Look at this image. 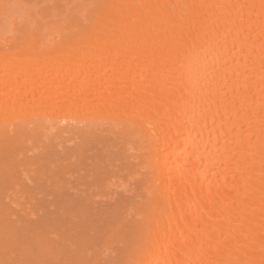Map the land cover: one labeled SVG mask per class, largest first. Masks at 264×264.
Listing matches in <instances>:
<instances>
[{"label": "bare ground", "instance_id": "obj_1", "mask_svg": "<svg viewBox=\"0 0 264 264\" xmlns=\"http://www.w3.org/2000/svg\"><path fill=\"white\" fill-rule=\"evenodd\" d=\"M10 1L0 0L19 5L0 6V193L9 204L33 206L29 182L45 176L89 207L121 199L90 235L79 226L80 244L94 245L87 258L75 254L76 264H264V0H45L39 16L36 4L24 11V2ZM98 4L110 7L100 12ZM241 16L243 52L223 23ZM89 19L90 34L129 47L69 48L66 37ZM38 169L35 179L29 171ZM14 237H2L0 249ZM55 247L38 263L58 264L65 253Z\"/></svg>", "mask_w": 264, "mask_h": 264}, {"label": "rangeland", "instance_id": "obj_2", "mask_svg": "<svg viewBox=\"0 0 264 264\" xmlns=\"http://www.w3.org/2000/svg\"><path fill=\"white\" fill-rule=\"evenodd\" d=\"M15 0H11L10 2L12 3V2H14ZM20 1V3H22V2H24V3H22V10L24 9V11H25V8H23V6L26 4L27 6H28V9H29V7H30V5L32 6L33 4H34V6H35V4H36V6H38V7H36L35 9L37 10V11H34L35 9H33V11L34 12H37V14L38 13H42L43 11H42V9H43V6L44 5H54V6H56V5H58V3L56 2L55 3V0H50V1H48V0H46V1H48L47 3L46 2H44L45 0H19ZM15 3H16V1H15ZM17 3H18V1H17ZM44 3H46V4H44ZM19 4V3H18ZM44 4V5H43ZM43 5V6H42ZM24 7H26V6H24ZM27 8V7H26ZM31 8V7H30ZM42 8V9H41ZM47 8V7H46ZM28 9H26V10H28ZM32 9V8H31ZM45 9V8H44ZM43 9V10H44ZM57 9V8H56ZM58 10V9H57ZM16 11V10H15ZM18 12H19V10H17ZM17 11H16V13H17ZM32 11V12H33ZM42 11V12H41ZM29 12H30V10H29ZM33 12V13H34ZM24 13V12H23ZM28 14V12H25V14ZM37 14L35 13L34 15L35 16H37ZM27 16V15H26ZM38 16H39V14H38ZM53 158H56V157H53ZM39 164V166L41 167V163H38ZM39 170L40 169H38L36 172H38V173H35V171L33 172V171H29V173H34L35 175L37 174V176H39V174L40 173H42V172H40L39 173ZM43 170V169H42ZM3 172V171H2ZM23 173H26L25 175H24V177L26 176H29V174H28V172H23ZM28 174V175H27ZM33 174V175H34ZM43 174V173H42ZM1 175H4V173H2L1 174V172H0V177H1ZM22 175V176H23ZM32 175V176H33ZM35 175H34V178H35ZM62 176H63V174H61ZM36 176V177H37ZM43 176H45V174L43 175ZM43 176H42V178H43ZM58 176H60V175H57V181H58ZM67 177H68V175H66ZM65 175H64V177L65 178H62V179H60L59 178V180H65L66 179V181H67V177H66ZM25 177V178H26ZM31 177V176H30ZM32 178V177H31ZM55 178V179H54ZM53 179L54 180H56V176L54 177ZM1 179V178H0ZM27 179H29L28 177H27ZM36 179V178H35ZM44 179V178H43ZM47 179L48 180H50L51 181V179H49L48 177H47ZM32 180H33V178L32 179H30L29 181H31L32 182ZM54 180H52L53 182H56V181H54ZM70 180V179H69ZM68 180V181H69ZM42 181H46V182H44V183H46L47 184V180H46V176H45V180H42L41 179V181H38V182H35V181H33L34 183H37V185L35 184L34 186H33V182L30 184V182H29V185L31 186V188H32V191H34L35 192V194H37L35 197V199H34V202L35 203H33V206H32V204L31 205H21V206H19L18 208H17V204L15 205L16 207H14L13 206V204L12 203H10L9 204V201H11V199L10 198H7V199H5L4 197H3V195H5V194H1L0 193V213L2 214L0 217V219H3V224H7L6 226H3L2 225V221L0 220V236H2L3 238H8V240L6 239V241H9V240H11L12 239V237L13 238H16V237H14V234L17 236V239H13L12 241H10V242H12L11 244H9L8 242V244L10 245H8L6 242H5V244H7L8 246V249L5 247V249H4V251H2L3 249L1 248L0 249V264H39V263H41L40 261H41V257L43 256L42 254H44L46 251L47 252H49L51 249H52V247L54 246H59L60 245V247H59V249H58V251H59V253L60 254H64L62 257L63 258H65V260L63 259V258H59V259H57L58 260V264H60V261L61 262H63L62 264H76L75 262H76V259L77 258H79V257H77L76 258V255H79L80 253L82 254V253H86L88 250H87V247H88V249L89 250H92L93 249V247H91L92 246V244L93 243H90L89 245L90 246H84V244H80V242L82 243V240L84 239V237L82 238L81 236H83V230L84 231H89L88 229H90V227H91V225H92V227L91 228H93L94 226H99V220L100 219H98V218H100L101 216H103L104 217V219H105V217H107L106 219H109V217L110 216H114L113 214H111L110 212L111 211H109L108 209L110 208V207H108V205L110 204V202L112 203V201L110 200V202L109 203H107V206H101V208H100V204L98 203V206L95 204V203H93L94 204V206H95V211H94V206L93 205H90V207L92 208V210L95 212V213H97V212H100V214H97L96 216L95 215H92V210H91V208L89 207V205L88 206H86V204H84V203H82V201L79 199V197H77L78 195H77V193H74V195L76 194V197L73 195V193H72V187H71V190L67 187H63V188H65L64 189V193L66 192V190H67V193L66 194H64L63 195V193H60V191L59 190H62V189H59L60 188V186L58 187V188H56L55 187V191H57L56 193H55V191H54V188L51 186V185H53V184H50V185H48V189L49 188H51V190H52V188H53V190L51 191L50 189L48 190V191H50V192H47L46 191V187H45V185L46 184H44ZM50 181H49V183H50ZM68 181H67V183H68ZM59 182V181H58ZM58 182H56L54 185L55 186H58L59 184H65L64 186H66V183L64 182V181H62V183H59L58 184ZM70 182V181H69ZM1 183V182H0ZM38 183L40 184V185H42L41 187H40V185H39V187H37L38 186ZM52 183V182H51ZM69 184V183H68ZM3 184H0V191H1V187H3L2 186ZM5 185V184H4ZM46 185V186H47ZM5 186H7V183H6V185ZM33 186V187H32ZM50 186V187H49ZM68 186V185H67ZM71 186V185H70ZM58 189V190H57ZM70 190V191H69ZM54 191V193H52ZM58 191H59V193L60 194H62L64 197H59V196H57V195H55V194H57L58 193ZM33 192V193H34ZM37 192V193H36ZM72 194H71V193ZM118 192H121V191H118ZM60 194H58V195H60ZM118 194V193H117ZM52 195H54V196H52ZM62 195H60V196H62ZM6 196V195H5ZM73 196V197H72ZM120 196V195H119ZM118 195H117V197H119ZM56 197V198H55ZM96 197H98V196H96ZM95 197V198H96ZM116 197V196H115ZM114 197V199L115 200H117V197L115 198ZM120 197H122V196H120ZM56 199V200H55ZM79 199V200H78ZM97 199H99V198H97ZM100 200L103 202L104 200H102V198H100ZM114 200V201H115ZM121 200V199H120ZM120 200H118V202L116 201L115 203H119L120 202ZM8 201V202H7ZM57 201V202H56ZM81 201V202H80ZM95 201H96V203L98 202V200H96L95 199ZM100 201V202H101ZM106 201V200H105ZM8 203V204H7ZM80 203H82V205H85V207H87V208H85L86 209V211L84 212V210H81L83 207L81 206V204ZM90 203V202H89ZM104 203V202H103ZM103 203H102V205H103ZM115 203H113L114 205L113 206H111V208L110 209H113L114 208V206H116V204ZM12 204V205H11ZM53 204V205H52ZM75 204V205H74ZM80 204V205H79ZM91 204V203H90ZM60 205V206H59ZM74 205V206H73ZM104 205H105V203H104ZM111 205V204H110ZM109 205V206H110ZM29 206V207H28ZM32 206V207H31ZM70 207H73V208H70ZM79 207H82V208H80V211L81 212H79V215H80V217H82L83 215H82V212L85 214L86 212H88V210H89V212H88V214L89 213H91V214H89V215H91V218L90 217H87L86 216V214L84 215V216H86L85 217V220L83 221L80 217H79V215L78 216H76L77 218H76V221H74V218H72V216L73 215H77V214H74V212L76 211H79ZM5 208V211L3 210ZM63 208V209H62ZM97 209V210H96ZM108 210L109 212H107V211H105V213H107V216H105V214H103V210ZM25 210H26V212H25ZM33 212H32V211ZM72 210H74V211H72ZM99 210V211H98ZM57 212V214H56V212ZM63 211H64V213H63ZM72 211V212H71ZM4 212H6V216H5V213ZM11 212H13V213H11ZM93 212V213H94ZM114 212V211H113ZM9 213V214H8ZM28 213V214H27ZM60 214V217H59V214ZM71 213H73L72 214V216H71ZM94 213V214H95ZM108 213H109V216H108ZM25 214H26V216H25ZM102 214V215H101ZM111 214V215H110ZM27 215H28V218H27ZM63 215V216H62ZM98 215H100V217L98 216ZM31 216V217H30ZM83 216V217H84ZM98 216V217H97ZM78 217H79V219H78ZM95 217H97V218H95ZM102 218V217H101ZM112 218H114V217H112ZM68 219L70 220V219H73V223L72 224H75V223H79L78 224V226H77V224H75V226L73 225L72 226V224H71V221H68ZM103 219V218H102ZM102 219L100 220L101 222H102ZM110 219H111V217H110ZM109 219V220H110ZM5 221H7V222H5ZM81 221V222H80ZM5 222V223H4ZM101 222H100V224H101ZM90 225H89V224ZM104 223H106V221L105 222H103V224ZM66 224V225H65ZM68 224V225H67ZM52 225V226H51ZM63 225H65L66 226V228H68V230L65 228V226H64V228H63ZM87 225H88V227H87ZM45 226V227H44ZM46 226H47V228H46ZM53 228L55 231H57V235H56V232L54 233L53 231V229H48V228ZM79 226L81 227V230H82V228H83V230L82 231H80L78 228H79ZM85 226H86V228H85ZM101 226V225H100ZM99 226V227H100ZM75 227H76V229H78L79 231H80V235L77 233L78 232V230H77V232H76V229H75ZM56 228V229H55ZM57 228H58V230H57ZM60 228H63V230H60ZM85 228V229H84ZM45 229L48 231H45ZM42 232H41V231ZM53 230V231H52ZM67 231L66 233H67V235L65 236V234H64V231ZM38 231H40V232H38ZM50 231H52L54 234H55V238L54 239H58L59 241L58 242H56L57 244L56 245H54L53 244V246L51 245L52 244V239H53V237H54V234L52 233L51 234V232ZM58 231H63V233H58ZM74 231L76 232V233H74ZM91 232H92V230H90ZM89 231V235H90V232ZM49 233V234H48ZM8 235V236H5L4 237V235ZM9 234H12V235H10L9 236ZM46 234V235H45ZM51 234V235H50ZM97 234H98V236L100 235L98 232H97ZM96 234V235H97ZM49 236H51V238L49 237ZM2 237H0V239H2ZM9 237L11 238V239H9ZM42 237V238H41ZM66 237V238H65ZM94 237L96 238L97 236H95L94 235ZM50 238V241L49 240H47V242L45 241L46 239H49ZM70 238V239H69ZM79 238H80V240L81 241H78L79 240ZM45 239V240H44ZM53 239V240H54ZM56 239V240H57ZM61 239V240H60ZM3 240V239H2ZM17 240V242H15ZM38 240H39V242H38ZM55 240V241H56ZM102 238H101V242H100V245H101V243H102ZM3 241H5V240H3ZM2 241V242H3ZM36 241V242H35ZM99 241H100V239L98 240L97 239V242L99 243ZM1 242V241H0ZM29 242H32V243H29ZM50 242V243H49ZM79 242V243H78ZM93 242V241H92ZM97 242H95V246H97V250H98V252L99 251H101L102 250V248H100V245L98 246V243ZM14 243H15V245H14ZM37 243V244H36ZM43 245H42V244ZM48 243H49V245H48ZM64 243H68V244H66L65 246H63L64 245ZM83 243H85L84 241H83ZM4 244V243H3ZM4 244V245H5ZM28 244H30V245H32L31 246V248L32 249H34V251H32V253H31V250L32 249H29L30 248V245H28ZM63 244V245H62ZM76 244H77V246H76ZM42 245V246H41ZM78 245H81V247L80 246H78ZM94 245V244H93ZM6 246V245H5ZM15 246V247H14ZM52 246V247H51ZM0 247H2L1 245H0ZM28 247V248H27ZM47 247V248H46ZM57 247H55V248H57ZM66 248L65 250H62V248ZM90 247V248H89ZM101 247H102V245H101ZM12 248V249H11ZM37 248V249H36ZM42 248H44V249H42ZM51 248V249H50ZM54 248V249H55ZM72 248H73V250H72ZM14 249H15V252H14ZM42 249V250H41ZM47 249H49V250H47ZM68 249H70V252H71V256H72V258H70L68 255H70V252H69V250ZM101 249V250H100ZM13 250V251H12ZM56 250V249H55ZM67 250H68V252H67ZM94 250H95V248H94ZM27 251V252H26ZM38 251V252H37ZM44 251V252H43ZM57 251V250H56ZM60 251H63V252H60ZM68 253V255L66 256V252ZM34 252V253H33ZM77 253V254H76ZM79 253V254H78ZM42 256H41V255ZM76 254V255H75ZM84 254H82V257H86L87 258V256H89V255H86V256H84ZM91 254H92V256L94 255V253H92L91 252ZM96 254V253H95ZM66 256V257H65ZM80 256V255H79ZM91 256V257H92ZM95 256V255H94ZM44 257H42V259H43ZM47 258V257H46ZM66 258L68 259V260H66ZM40 259V260H39ZM72 259V260H71ZM81 259H83V258H81ZM29 260V261H28ZM31 260V261H30ZM38 260H39V263H38ZM45 260V259H44ZM48 260V259H47ZM50 260V259H49ZM56 260V261H57ZM70 260V261H69ZM75 260V261H74ZM87 260V259H86ZM85 259L81 262V264L84 262V263H86V262H88V264H90V262L89 261H86ZM55 261V260H54ZM68 261V262H67ZM73 261V262H72ZM35 262V263H34ZM45 262V261H44ZM46 263H47V261H46ZM48 263H49V261H48ZM53 264V262L52 261H50V263L49 264ZM55 264H56V262H55Z\"/></svg>", "mask_w": 264, "mask_h": 264}, {"label": "snow or ice", "instance_id": "obj_3", "mask_svg": "<svg viewBox=\"0 0 264 264\" xmlns=\"http://www.w3.org/2000/svg\"><path fill=\"white\" fill-rule=\"evenodd\" d=\"M6 11L10 9H16L19 7V5L16 4H10V3H3L0 4ZM98 11L102 12L103 10L110 7V5L107 4H98L94 6ZM140 7L144 8H150V7H160L159 5H142ZM175 7V6H174ZM180 7H211V8H226V7H235V6H229V5H181ZM241 8L244 7L243 5L240 6ZM264 7V5H262ZM239 23H237L236 20H233L231 17H226L223 20V23L225 25V30L231 29L235 32V39L233 40V47L235 48L236 43L239 42L241 46V52L244 50V31H243V17H238ZM114 23H120L119 20H114ZM208 23V21H205V25ZM221 23L220 18H217L216 20L212 21V29L215 31L216 26ZM92 24V20H87L82 26L79 32L71 33L66 37V44L69 48H72L74 45L78 43H83L85 41L94 42L96 47L103 52L104 50H107L109 53H111L112 49L115 47L117 50L126 49L129 47V41L127 39L120 42L119 45L116 44L115 37H109L108 39H105L104 37L100 36L99 33H89V27ZM137 24V21L135 19L129 20V25L132 27H135ZM217 39H219V33H217ZM26 40V37L21 39V43ZM111 40L112 43H109L108 41ZM139 41H137L138 43ZM111 58V57H109ZM101 59H103V55H101ZM233 107H235V104H233ZM261 112L264 113V105L261 107ZM237 115H239V112H237ZM251 114L249 113V121H250ZM65 123H67V120H65ZM261 124V130L264 132V115L261 116L260 119ZM243 125L241 124V128ZM233 131L235 130V125H232ZM261 157L264 159V144L261 145ZM264 167V165H262ZM238 218V217H237ZM134 227H139V225H134ZM115 264H119V262H115Z\"/></svg>", "mask_w": 264, "mask_h": 264}]
</instances>
